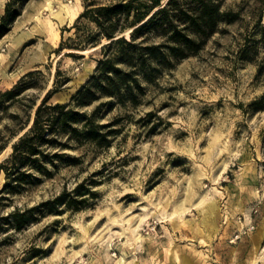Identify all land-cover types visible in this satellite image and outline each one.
<instances>
[{
  "label": "rangeland",
  "instance_id": "1",
  "mask_svg": "<svg viewBox=\"0 0 264 264\" xmlns=\"http://www.w3.org/2000/svg\"><path fill=\"white\" fill-rule=\"evenodd\" d=\"M116 1L0 0V23L7 3L17 13L0 36V94L22 79V89L29 88L17 98L29 104L55 78L68 79L49 100L68 103L103 53L87 41L98 27L81 14L88 4ZM60 6L74 16L55 17ZM223 6L238 13L234 22H221L197 54L153 82L142 80L136 106L116 105L101 119L125 118L109 149L68 151L82 157L79 164L60 163L38 184L0 197L1 217L39 207L82 182L94 192L78 196L85 198L78 208L35 209L21 229L0 227V264H264V0ZM26 30L33 36L12 45ZM143 38L160 41L152 33L138 41ZM79 44L81 50L69 48ZM45 45V59L33 61ZM22 110L17 103L0 113V131L11 124L8 114ZM4 183L0 172V190ZM211 201L217 204L212 217L205 212Z\"/></svg>",
  "mask_w": 264,
  "mask_h": 264
},
{
  "label": "trees",
  "instance_id": "2",
  "mask_svg": "<svg viewBox=\"0 0 264 264\" xmlns=\"http://www.w3.org/2000/svg\"><path fill=\"white\" fill-rule=\"evenodd\" d=\"M117 0L115 3L90 7L85 6L81 17L87 18L98 27V33L87 40L89 44L101 45L102 56L97 59L94 73L72 96L68 103H50L52 94L68 79H54L40 101L18 99L22 79L10 90L0 94V113H8L10 107L20 104L22 114H8L11 124L0 131V155L9 150L0 161V172L5 183L2 195L18 193L26 186L38 184L43 177H50L58 164L76 165L81 156L68 151L83 149L84 152L99 151L111 147L113 139L122 133V116L116 115L105 122L101 119L114 106H136L138 94L142 92L141 81L151 83L162 70L171 68L175 62L197 54L211 36L218 32L221 22L235 21L238 13L224 8V0ZM7 3L0 23V36L6 32L10 14ZM132 20L130 21V17ZM77 27V25L73 26ZM131 29L128 38L125 31ZM264 36V26L261 27ZM156 34L157 43H148L146 34ZM101 40L108 41L105 44ZM64 43H60L62 48ZM76 45L69 47L78 49ZM65 56L80 58L77 52L66 51ZM60 72L56 68V75ZM29 72L27 75H31ZM7 103V104H6ZM94 105L90 110L85 109ZM152 112H147L150 116ZM1 118V115H0ZM94 195L85 182L78 184L71 193L63 192L39 207L21 210L14 208L0 217V227L13 226L21 229L34 219V210L53 212L63 205L78 208L85 198ZM43 213V212H42Z\"/></svg>",
  "mask_w": 264,
  "mask_h": 264
},
{
  "label": "bare ground",
  "instance_id": "3",
  "mask_svg": "<svg viewBox=\"0 0 264 264\" xmlns=\"http://www.w3.org/2000/svg\"><path fill=\"white\" fill-rule=\"evenodd\" d=\"M52 12H56L55 17H58L61 21H63L66 17H69L71 19L74 16V13H71L69 11L68 6H60L59 9H58V11L53 10ZM32 36H33V31H31V30L23 31L17 38H15L14 40H12L11 44L14 45V46H18V45H20L22 43L23 40L28 39V38H31ZM56 37H58V34L57 33H56ZM47 48H48L47 45H45L44 47H41L35 53V55H34V57H33L32 60L33 61H35V60H38V61L44 60L45 59V56L44 55H45V52L47 51ZM3 56H4L3 53H0V60L3 59ZM16 77H18V75ZM62 100L63 99H61V101ZM206 207H207V209L205 211L206 214H208L210 217H212L213 214H214V212L216 211V208H217L216 202L215 201H211V202H209L206 205ZM261 236H262V233L259 234V237L256 240L257 243H258V241H259V239H260ZM137 239H139V237H137ZM257 247H258V245H257Z\"/></svg>",
  "mask_w": 264,
  "mask_h": 264
},
{
  "label": "built area",
  "instance_id": "4",
  "mask_svg": "<svg viewBox=\"0 0 264 264\" xmlns=\"http://www.w3.org/2000/svg\"><path fill=\"white\" fill-rule=\"evenodd\" d=\"M252 229H253V226H250V227L246 228V231H249V230H252ZM246 231H244V232H246Z\"/></svg>",
  "mask_w": 264,
  "mask_h": 264
}]
</instances>
